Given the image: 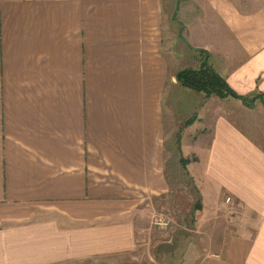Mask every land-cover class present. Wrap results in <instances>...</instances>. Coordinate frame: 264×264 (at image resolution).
Segmentation results:
<instances>
[{
  "label": "crops",
  "instance_id": "crops-1",
  "mask_svg": "<svg viewBox=\"0 0 264 264\" xmlns=\"http://www.w3.org/2000/svg\"><path fill=\"white\" fill-rule=\"evenodd\" d=\"M203 61L248 106L180 86ZM185 134L228 222L199 264H264V0H0V264L127 257Z\"/></svg>",
  "mask_w": 264,
  "mask_h": 264
},
{
  "label": "rangeland",
  "instance_id": "rangeland-1",
  "mask_svg": "<svg viewBox=\"0 0 264 264\" xmlns=\"http://www.w3.org/2000/svg\"><path fill=\"white\" fill-rule=\"evenodd\" d=\"M187 105L191 108V102ZM188 108L181 107L184 111L180 114H188ZM187 142L185 134L182 141L177 135L167 143V148L176 151L175 189L149 209L137 248L127 257L68 264H199L205 255L216 251L218 238L227 228V215L224 209L213 207L217 195L211 179L193 180L179 168L178 158L189 157L192 151ZM167 165L172 174V162ZM196 203L201 209H194Z\"/></svg>",
  "mask_w": 264,
  "mask_h": 264
},
{
  "label": "trees",
  "instance_id": "trees-1",
  "mask_svg": "<svg viewBox=\"0 0 264 264\" xmlns=\"http://www.w3.org/2000/svg\"><path fill=\"white\" fill-rule=\"evenodd\" d=\"M205 62H201L197 69L187 68L179 71L176 78L180 86L203 93L205 99L211 96L222 99L231 97L240 99L246 104V97L236 95L226 82ZM180 162L184 165L183 159ZM200 207L201 204L196 203L194 209Z\"/></svg>",
  "mask_w": 264,
  "mask_h": 264
},
{
  "label": "built area",
  "instance_id": "built-area-1",
  "mask_svg": "<svg viewBox=\"0 0 264 264\" xmlns=\"http://www.w3.org/2000/svg\"><path fill=\"white\" fill-rule=\"evenodd\" d=\"M225 201H226V203H231L230 198H227Z\"/></svg>",
  "mask_w": 264,
  "mask_h": 264
}]
</instances>
